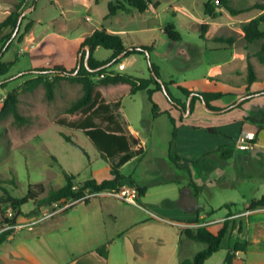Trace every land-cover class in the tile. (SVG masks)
I'll list each match as a JSON object with an SVG mask.
<instances>
[{"label": "rangeland", "instance_id": "1", "mask_svg": "<svg viewBox=\"0 0 264 264\" xmlns=\"http://www.w3.org/2000/svg\"><path fill=\"white\" fill-rule=\"evenodd\" d=\"M111 1L126 3L125 0H35V3L33 0H0V20H3L19 3L21 4L19 12L30 9L24 14L25 18L14 37L22 33L28 21L35 24L34 34L37 36L34 44L36 49L25 44H17L16 38L13 40L1 59L4 62L14 61V64L7 74L0 77V81L39 67L45 62H69L74 54L76 59L79 50L78 40L88 37L94 29L103 27L118 34L125 47L144 45L151 48L149 60L146 55H131L112 66L113 72L126 73L138 80L146 79L150 75L148 68L152 62L159 68L160 80L167 84L175 97L180 94L176 85L187 87L188 84H192L202 91H209L212 84L205 80L208 68L219 66L230 56L232 45L237 48L246 46L247 43L241 37L243 35L241 22L264 12L251 9L232 16L226 10L217 8L216 16L209 17L203 12V0H149L150 5L144 12L126 5V8L119 10L116 15L106 17L108 3ZM230 1L236 8H247L254 4L264 5V0ZM155 2L156 7L153 6ZM205 23L213 25H208L206 32L202 33L200 26ZM167 24H173L180 33L179 41L172 42L163 33ZM9 31L10 28H6L0 37ZM260 42L261 40L250 44L249 51L252 53L251 62L258 80L263 82L264 64L260 63L254 54ZM93 55L96 59L104 60L110 57L111 51L97 48ZM52 65L51 62L44 67ZM100 78L93 77V80L98 82ZM23 86L24 80L21 79L10 81L5 87H0V109L6 95L16 92L19 98L18 112L28 118L27 122H18L12 114H8L0 119V179L5 182L13 180L16 183V186L4 184L6 191L21 198L26 194L29 184L41 183L45 188V195L48 190L57 189L65 183L64 171L75 176V187L90 178L108 179L110 165L117 159L101 157L83 130L75 126L83 117L66 114L64 111L81 95L80 84L61 80L54 85L52 99L47 98L43 84L32 90L24 89ZM98 90L106 102L113 104L120 101V108L114 109V112L122 131L134 138L129 131L135 130L147 141V152L143 158L132 161L121 171L127 177L138 163L147 161L151 155L166 160V150L173 154L178 150L180 156L188 158L202 157L203 150H211L221 143H228L227 145L234 148L240 129L255 127L246 121V118L253 121L252 117L257 115L247 103L255 104V109H260L264 102V95H255L239 105L244 96L237 97L231 92L219 99L220 103L228 107L229 110L226 112H209L199 101L194 103L191 111L181 112L175 104L172 105L168 101L165 91L161 90L152 94V101L162 112L153 119L151 104L145 90L131 95L129 87L125 84L98 86ZM168 116L174 119L177 129L178 140L176 145L174 142V146L171 142L172 124ZM94 122L100 127L112 129L99 117L94 118ZM192 125H208L218 132H209L207 129L193 131ZM61 133L69 135L74 143L65 141ZM204 155L202 160L211 163L217 160L209 154ZM260 181L261 177H250L248 172L245 178L230 182L231 187L217 185L208 189L213 198L210 205L215 208L210 218L225 217L229 208L219 203L229 196L230 199H235L231 211L237 212L242 209V203L251 199ZM2 195L3 191L0 189V197ZM206 195L207 191L204 193L205 197ZM7 207L10 206L0 203V219ZM24 210L29 209L24 207ZM251 219L264 226V214L255 215ZM222 224L223 222L214 223L207 228L216 233ZM226 240L227 238L222 243L221 252L226 251ZM262 244L264 248V242ZM195 246V251L205 247L200 242H195Z\"/></svg>", "mask_w": 264, "mask_h": 264}, {"label": "crops", "instance_id": "2", "mask_svg": "<svg viewBox=\"0 0 264 264\" xmlns=\"http://www.w3.org/2000/svg\"><path fill=\"white\" fill-rule=\"evenodd\" d=\"M34 26L35 24L17 44L34 47L37 40ZM83 39L78 40V48ZM250 44L252 43L241 48L232 45L230 56L219 66L208 68L205 80L212 84L209 91L233 92L237 97H245L247 92L264 90V81L257 80L250 85L242 81L246 74L248 53L251 61ZM74 59L75 54L69 62H64L68 68L74 64ZM51 62L54 63L45 62L39 67ZM186 88L200 90L192 84H188ZM176 97L184 101L180 94ZM211 104L220 108L227 107L219 100L212 101ZM247 105L257 113L252 117L253 121L246 118L255 127L240 129L238 139L243 132L253 133L250 148L241 150L237 143L234 148L228 143H221L211 150H203V155L209 154L217 159L214 163L202 160L203 155L182 157L177 153L178 150L175 154L166 150V160L151 155L147 161L138 163L131 175L125 176L122 182V185L134 187L135 184L147 185L144 195L137 198V204L121 202L113 197L94 198L35 225L32 230L12 231L0 242V264H179L185 259L193 258L201 250L195 251L194 243L198 241L186 237L178 226L167 221H191L202 213H206L209 219H216L210 218L215 208L210 205L213 198L208 189L217 185L231 187L230 182L245 178L248 172L250 177H261V181L251 199L242 203L243 208L239 209L240 212L247 213L229 220V231L225 236L226 251L221 252L220 248L203 264H264V226L251 219L255 215H263L264 206L254 209L249 207L252 200L264 197V102L260 109H255V104L250 102ZM228 110L207 111L215 113ZM191 128L193 131L207 129L209 132H218L208 125H192ZM129 134L137 141L132 144L131 150L138 153L120 167V172L132 161L143 158L147 152V141L135 130L130 129ZM177 140L178 136L174 140L175 145ZM172 155H178L187 161L176 164L171 160ZM230 198L231 196L219 203L229 208L225 217L240 213L231 211L235 199ZM32 206L33 204L28 203L24 207L30 210ZM31 216H20L18 220ZM237 243H245L246 247L243 250H232ZM104 244L107 248L106 257L97 252V248Z\"/></svg>", "mask_w": 264, "mask_h": 264}, {"label": "trees", "instance_id": "3", "mask_svg": "<svg viewBox=\"0 0 264 264\" xmlns=\"http://www.w3.org/2000/svg\"><path fill=\"white\" fill-rule=\"evenodd\" d=\"M123 2H109L108 12L106 17H111L117 14L119 10H124L126 5L136 9L139 12H144L148 9L150 5L149 0H125ZM230 0H203V12L209 17H215L217 8L226 10L230 15L235 16L240 13L249 11L251 9H258L264 11L263 4H254L247 8H236L230 4ZM35 3V0H33ZM154 7L157 6V2L154 3ZM21 4H17L13 10L3 19L0 20V34L6 28H10V31L0 37V77L8 73L10 67L14 64L11 62L2 61L3 53L9 48L13 40L20 43L23 37L28 33L33 26V21H28L22 33L18 34L16 37L13 36V32L17 26L18 18L22 12H19ZM22 16L20 26L24 19ZM208 23L202 24L200 26V31L202 33L206 32ZM18 29V31H19ZM241 30L243 32V39L247 44L253 43L255 41L260 42L259 50L255 53V56L260 63H264V12L257 17H254L248 21L241 22ZM163 33L172 42H177L181 39L180 33L176 30L173 24H167ZM85 46L89 47V56L87 59V66H85V50H82L80 67L78 68V55L81 49ZM97 48H103L105 50L111 51L110 57L104 60H99L94 57V51ZM144 51L150 53L151 48L148 46H131L125 47L121 37L118 34L112 33L105 28L94 29L92 33L83 39L80 44L79 50L77 51L76 60L74 64L67 68L64 62H54L51 67H36L30 70H25L20 72L18 75L5 78L0 81V87H5L8 82L13 80H24V89L32 90L37 85L43 84L45 87L46 95L48 99L53 98L54 85L61 80H68L70 82H76L80 84L82 93L77 97L71 104L65 108V113L70 115H81L83 118L76 123V127L82 129L84 134L90 139L95 148L101 154V157L112 160L116 158V162L110 165V177L98 181L94 178L86 179L80 182L79 186L74 188L73 174L67 172L64 173L65 183L57 188L50 189L45 193V188L41 183L29 184L26 194L21 197H15L8 193L4 188V184L9 183L16 186L15 181L10 180V182H5L0 179V189L3 191V195L0 197V203L8 204L12 209V219L11 222H15L20 216H31L39 212L41 207L49 205L55 201L63 198H77L83 194V191L88 188L93 191L110 189L116 190L125 180V176L120 172V167L129 161L137 151H132V144L136 143V140L122 131L120 122L118 121L117 114H115L114 109L120 108V101L113 104L106 102L102 93L98 90V86L108 87V86H118L125 84L129 87V94H135L137 91L145 90L148 95V99L151 104V115L155 118L157 115L161 114L156 103L152 101V94L156 91H165V95L168 101L173 105L175 104L181 112L185 111L186 102L189 96L190 108L196 101L204 102L208 109L213 111H219L221 109L217 106L211 104L212 101L219 100L221 97L227 95L228 93H223L221 91H200V90H189L188 88L177 85V90L184 97V101L180 98L175 97L167 87V84L160 80L159 68L150 62L149 65V77L146 79H136L135 77L126 73H115L111 70L112 66L119 63L123 58L131 55H146ZM239 75V74H238ZM93 77H101L98 82L93 80ZM257 75L255 69L250 61V54L247 55V67L245 77H242L244 84L250 85L251 83L257 81ZM174 84V82H173ZM153 86V88H151ZM263 93L264 90L260 92H247L246 96L242 99L239 105L243 104L250 97L255 94ZM18 102L19 98L16 92H10L6 95L3 106L0 109V119L5 118L8 114H12L16 121L27 122L28 118L22 116L18 112ZM99 117L101 120L106 122L108 126L112 129H106L104 127L98 126L94 122V118ZM170 122L172 124L171 131V142L173 143L177 137V129L174 119L169 116ZM65 141L74 143L69 135L62 134ZM171 160L176 164L178 162L187 161L180 158L178 155L171 157ZM136 190L138 192V197L143 196L147 185L135 184ZM28 203L33 204L32 208L25 211L23 208ZM264 206V197L258 200H252L249 207L254 209L257 207ZM4 215V214H3ZM4 222V218L0 219V226ZM229 231V220H226L221 229L216 233H211L206 227H199L195 229H184L181 231L186 237L204 243L206 247L197 252L193 258L185 259L179 264H203L213 253L217 252L222 247V241ZM10 232H3L0 234V242L9 234ZM246 247L245 243H237L233 246L232 250H243ZM97 252L106 257L107 248L106 245H102L97 248ZM230 255L227 257V262Z\"/></svg>", "mask_w": 264, "mask_h": 264}, {"label": "built area", "instance_id": "4", "mask_svg": "<svg viewBox=\"0 0 264 264\" xmlns=\"http://www.w3.org/2000/svg\"><path fill=\"white\" fill-rule=\"evenodd\" d=\"M254 139V135L251 132H243L237 141V147L241 150L248 149L252 146L251 141ZM74 188H76L74 186ZM102 196H110L115 199L120 200L121 202L137 204L138 192L136 187L130 185H121L116 190L104 189L93 191L86 188L83 191V194L77 198H63L58 201H55L40 211L25 220H16L15 222H11L12 219V209L11 207H7L3 218L4 222L0 226V234L3 232H12V231H20V230H32L33 227L45 220H49L54 216L65 212L75 205L79 203L86 202L95 197H102ZM247 211L244 213L236 214L234 216L225 217L223 219H209L206 213H202L196 218L191 221H167L169 224L174 226H178L181 230L184 229H195L199 227H208L211 224L218 223V222H225L226 220L233 219L241 214H246Z\"/></svg>", "mask_w": 264, "mask_h": 264}, {"label": "water", "instance_id": "5", "mask_svg": "<svg viewBox=\"0 0 264 264\" xmlns=\"http://www.w3.org/2000/svg\"><path fill=\"white\" fill-rule=\"evenodd\" d=\"M30 9H26V10H23V12L21 13V15L19 16L18 18V23H17V26L13 32V36L17 33L18 29H19V25H20V22H21V19H22V16L27 12L29 11ZM82 50H85V58H84V63H85V66H87V59H88V56H89V47L88 46H85L84 48L81 49V52L79 53L78 55V59H79V62H78V68L80 67V60H81V55H82ZM144 53L146 54L147 56V59L149 60V53L148 51H144ZM150 62V61H149ZM190 99H191V95L189 96V98L187 99V102H186V108H185V111H189V108H190ZM202 104L203 106L206 108V110H209L211 111V109H208L206 106H205V103L202 101Z\"/></svg>", "mask_w": 264, "mask_h": 264}]
</instances>
